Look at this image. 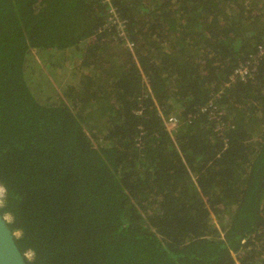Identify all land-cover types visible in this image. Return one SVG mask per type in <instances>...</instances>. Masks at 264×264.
<instances>
[{"label": "trees", "instance_id": "1", "mask_svg": "<svg viewBox=\"0 0 264 264\" xmlns=\"http://www.w3.org/2000/svg\"><path fill=\"white\" fill-rule=\"evenodd\" d=\"M260 48L264 0H0V185L27 264H264Z\"/></svg>", "mask_w": 264, "mask_h": 264}, {"label": "water", "instance_id": "2", "mask_svg": "<svg viewBox=\"0 0 264 264\" xmlns=\"http://www.w3.org/2000/svg\"><path fill=\"white\" fill-rule=\"evenodd\" d=\"M15 233L10 225L0 221V264H27L17 245L18 236Z\"/></svg>", "mask_w": 264, "mask_h": 264}, {"label": "built area", "instance_id": "3", "mask_svg": "<svg viewBox=\"0 0 264 264\" xmlns=\"http://www.w3.org/2000/svg\"><path fill=\"white\" fill-rule=\"evenodd\" d=\"M110 13L112 16V18L110 19V23L112 25L116 26L117 29V33L119 38L126 39V25H125V21L120 20L118 17V14L111 9ZM261 49V48H260ZM263 49L260 50V53H263ZM256 71V67H252L250 65H240L235 71L234 74L231 76L230 81L231 82H235V81H242V82H246L248 79L252 78L254 73ZM212 107V106H211ZM218 120V118H217ZM178 121L171 117L168 121V127L171 131L176 130V126H177ZM217 130L221 131L222 130V125L217 124Z\"/></svg>", "mask_w": 264, "mask_h": 264}, {"label": "clouds", "instance_id": "4", "mask_svg": "<svg viewBox=\"0 0 264 264\" xmlns=\"http://www.w3.org/2000/svg\"><path fill=\"white\" fill-rule=\"evenodd\" d=\"M9 195L7 187L0 185V221L4 222L6 225H13L15 224V215L8 210ZM15 234L20 236L21 230L17 229ZM23 258L26 261L32 262L35 258V252L27 250L23 253Z\"/></svg>", "mask_w": 264, "mask_h": 264}]
</instances>
